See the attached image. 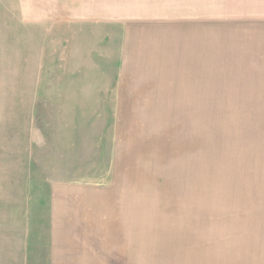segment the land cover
I'll return each instance as SVG.
<instances>
[{
  "label": "rangeland",
  "instance_id": "obj_1",
  "mask_svg": "<svg viewBox=\"0 0 264 264\" xmlns=\"http://www.w3.org/2000/svg\"><path fill=\"white\" fill-rule=\"evenodd\" d=\"M251 2L210 7L209 71H185L193 85L179 102L118 103L119 65L109 56L81 64L83 102L64 86L60 102L65 76L52 50L40 86L50 103L37 104L34 124L51 163L34 185L58 172L98 189V210L89 221L83 210L80 247H66L75 255L64 262L49 261L47 220L31 217L30 255L17 264H264V6ZM9 251L1 246L0 257Z\"/></svg>",
  "mask_w": 264,
  "mask_h": 264
},
{
  "label": "crops",
  "instance_id": "obj_2",
  "mask_svg": "<svg viewBox=\"0 0 264 264\" xmlns=\"http://www.w3.org/2000/svg\"><path fill=\"white\" fill-rule=\"evenodd\" d=\"M217 1L0 0V247L11 250L0 257L2 263L27 262L29 231L35 227L31 217L38 216L47 220L49 261H67L66 255L75 254L66 247H80L83 210L87 221L90 210H98L92 202L98 189L62 180L58 172L51 185H34L35 173L40 168L41 175L48 174L51 163L48 146L35 144L34 124L42 115L37 104L50 103L43 99L40 86L49 79L45 71L50 72L53 63L52 50L59 48L62 61L66 56L57 66L65 76L59 81L57 100L64 86L65 97L73 87V101L83 102L81 64L109 56L107 63L119 65L118 103L179 102L193 85L185 71H209L204 35L208 40L210 7L218 6ZM250 5L264 6V0H252ZM195 81L194 86L203 85L199 76ZM97 85L92 80L85 85L91 88L84 91L85 99H95Z\"/></svg>",
  "mask_w": 264,
  "mask_h": 264
}]
</instances>
